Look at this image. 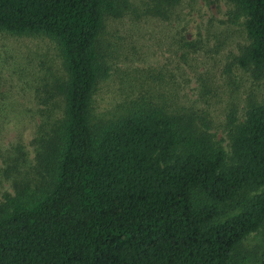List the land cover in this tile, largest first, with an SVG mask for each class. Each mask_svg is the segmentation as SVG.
<instances>
[{
	"label": "trees",
	"instance_id": "1",
	"mask_svg": "<svg viewBox=\"0 0 264 264\" xmlns=\"http://www.w3.org/2000/svg\"><path fill=\"white\" fill-rule=\"evenodd\" d=\"M231 1L251 40L240 64L264 70V0ZM115 8L0 0V30L49 37L66 72L63 111L35 140L37 177L0 202V264H246L240 249L264 228V103L232 119L229 151L161 104L91 125L93 90L108 74L98 39Z\"/></svg>",
	"mask_w": 264,
	"mask_h": 264
},
{
	"label": "rangeland",
	"instance_id": "2",
	"mask_svg": "<svg viewBox=\"0 0 264 264\" xmlns=\"http://www.w3.org/2000/svg\"><path fill=\"white\" fill-rule=\"evenodd\" d=\"M113 1L97 44L108 74L94 87L90 124L145 102L161 104L195 118L229 151L232 119L241 122L251 104L264 103V70L240 64L251 41L246 17L231 0ZM65 74L55 41L0 30V202L14 195L16 182L37 177L35 140L63 111L58 85ZM17 156L23 164L10 170ZM263 258L264 228L245 241L236 261Z\"/></svg>",
	"mask_w": 264,
	"mask_h": 264
}]
</instances>
